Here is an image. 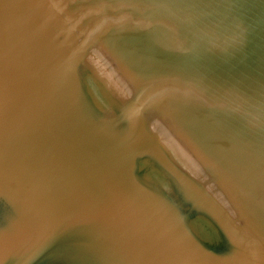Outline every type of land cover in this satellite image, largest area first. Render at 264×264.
<instances>
[{"label": "water", "instance_id": "95a60500", "mask_svg": "<svg viewBox=\"0 0 264 264\" xmlns=\"http://www.w3.org/2000/svg\"><path fill=\"white\" fill-rule=\"evenodd\" d=\"M0 264H264V0H0Z\"/></svg>", "mask_w": 264, "mask_h": 264}]
</instances>
